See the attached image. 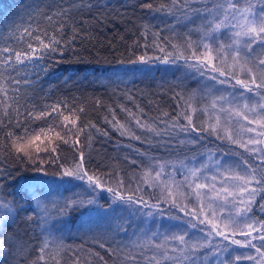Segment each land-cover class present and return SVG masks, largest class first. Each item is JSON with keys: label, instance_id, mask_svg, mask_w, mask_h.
<instances>
[{"label": "trees", "instance_id": "obj_1", "mask_svg": "<svg viewBox=\"0 0 264 264\" xmlns=\"http://www.w3.org/2000/svg\"><path fill=\"white\" fill-rule=\"evenodd\" d=\"M211 3L213 0H197L192 7L200 8L203 15L204 8L211 7ZM148 4L153 7H146ZM170 4L171 0H0V47L10 45L21 49L28 40L25 28L32 29L34 34L37 29H46L52 34L60 23L64 24L63 34L71 40L68 47L61 46L62 55L52 53L32 62L26 73H16V79L23 80L26 76L27 82L12 85L20 91L15 94L18 103L8 100L10 124L7 123L9 116L4 115V106L0 105V120L5 121L0 124V204L6 201L11 208L0 207L3 247L0 264H32L45 240L49 241V253L56 251L57 242L64 245L58 255L61 264H72L74 260L79 264H129L124 258V249L130 244L124 246L117 239H111L113 235L108 229L100 233L108 232L106 235L79 237L81 233L94 231L90 226L95 218L94 214L85 213L93 210V204L84 203L93 195L84 188L88 184L62 177L65 168H70L78 159L77 149L84 151L87 169L111 177L114 187L118 179H123L125 187L121 192L133 197L142 194L126 189L137 188L139 177L145 174L142 169L149 168V163L155 160L163 162L171 155L178 158L180 153L192 152L197 146L200 149L219 146L226 153L242 154L238 147L229 144L224 147L214 142L219 140L210 138L212 134L206 135L209 133L206 131L199 133L202 141L196 147L182 144L180 141L188 134L168 127L174 121L185 125L187 121L180 113L190 109L181 106L191 97L192 106L197 108L202 95L196 92L198 86L194 87V69L183 59H177L174 64L130 63L142 54L163 55L154 47H144L156 39L154 33L159 34L157 42L166 51L178 55L167 41L183 45L189 28H196L198 18L193 14L195 23L188 19L177 22L173 15L155 11L161 5ZM61 9L67 15L61 14ZM53 13H56L53 20L48 21L46 16ZM192 39L197 40L195 32ZM180 50L190 55L183 47ZM7 79V72L0 70V84H6ZM12 95L10 89L9 97ZM58 102L64 115L74 112L79 117L75 125L76 130L83 128L79 144H75L77 136L73 137L63 128L73 138L69 144L56 140L57 151L47 162H26V157L22 160L23 154L18 155L12 147L13 139L24 135L25 129L32 133L42 128L52 127L54 132L62 128L63 117L57 113L35 119L41 110ZM29 110L34 112L32 117L27 115ZM137 119L151 125L160 135L138 126ZM117 121L140 139H133L127 133L121 135L114 126ZM9 132L14 137H9ZM105 132L107 135L102 134ZM38 167L43 170L37 171ZM103 208L110 210L111 206L103 205ZM115 209L119 210V206ZM135 209L126 207V210ZM119 217L120 213H116L115 222ZM122 220H118L123 228L117 236L119 239L129 230V224ZM129 222L135 224L133 220ZM100 223L97 227H112L104 225L106 222Z\"/></svg>", "mask_w": 264, "mask_h": 264}, {"label": "snow or ice", "instance_id": "obj_2", "mask_svg": "<svg viewBox=\"0 0 264 264\" xmlns=\"http://www.w3.org/2000/svg\"><path fill=\"white\" fill-rule=\"evenodd\" d=\"M196 2L197 0H171L170 5H161L155 9L157 12L165 11L167 14L173 15L177 22L188 19L191 23H195L193 14L196 18L206 22L194 29L190 27L183 45L167 41L174 50H177L178 55L172 51H166L163 44L157 42L159 34L154 33L156 39L151 45L146 43L144 47H154L163 55L142 54L132 59L130 63L147 65L158 61L161 64H174L177 59H183L188 67L193 68L201 76L208 74L209 79L218 80L221 85L234 81L231 83V87L239 86L244 92L250 93L251 96L242 103H234L237 99L236 93L232 94V99L224 95L213 99L210 105L211 110L225 115L223 122L221 116L216 115L215 123H208L206 128L193 123V114L197 109L192 106V98L189 97L181 107L190 109V111L180 113L187 123L180 125L174 121L168 125L172 129L179 128L182 133H197L196 136L189 135L185 140L180 141L182 144L187 142L196 145L202 139L199 133L210 130V134H216V139L226 138L231 144L242 148L245 153H248V156L239 154L238 160H224L223 163H221V159H216L214 165L217 174L210 177L200 175L204 169L203 164L189 168L184 173V180L179 182L175 180L177 171L175 166H173L172 173L168 174V179H162V175L165 173L164 165L159 166V171H156L155 176L150 171L144 174V181L149 186L161 188L164 193L163 203H170L185 216L191 217V220L186 223L194 229L198 228V225L192 221H198L199 225L205 226L199 229V232L204 234L203 237L195 233L191 238H187L186 234L172 236L171 240L175 242L176 246L169 247L167 238L163 244L153 245L149 240L148 245L156 251L147 258L148 264H165L166 261L171 264H197V260L200 259L197 254L205 249H212L211 255L218 258L227 256L226 259H219V264H241L242 261L264 264V0H245L243 5L239 0H213V5L208 7L203 15L200 8L192 7ZM257 6L259 10H257ZM146 7L151 9L153 6L148 4ZM60 11L61 14L67 15L65 10L61 9ZM55 14L47 15L46 19L52 21ZM224 29H235L230 34V42L222 40L216 35ZM194 32H202V37L193 40L192 33ZM24 33L28 40L23 43L21 49L10 45L0 47V70L7 72L8 77L6 84H0V105L4 106V115L9 116L7 121L9 124L12 122V117L8 111L10 107L8 100L11 99L14 103H18L15 94L20 91L19 88L12 87V85L27 82L26 76L23 80L16 79V73L21 71L26 73L32 62L43 60L46 56H51L52 53L60 52L62 55L63 48L61 46L68 47L71 43V40L63 34V23L58 24L52 34H49L46 29L43 31L37 29L34 34V31L29 28H25ZM72 39H75V36ZM182 47L190 55H185V51L180 50ZM201 48L203 51H198ZM219 77H224V79H219ZM10 89L13 92L11 97H9ZM253 99L254 102L250 103L249 101H253ZM80 111L82 112L83 109ZM202 111L207 113L209 109L206 107ZM16 112L19 113V108L16 109ZM53 113L63 117L62 127L67 129V133L75 134L77 136L75 144H79L78 137L83 132V128L81 127L73 133V128H75L79 117L74 112L64 115L59 102L49 106L47 110H41L38 115H35V119L52 116ZM27 115L32 117L34 112L29 110ZM4 123V120H0V124ZM17 123H19L18 119ZM108 123H112V121H108ZM136 124L141 128L147 127L150 132L156 131L151 125L141 123L139 119L136 120ZM68 125H72L73 128H68ZM89 126L95 128V125ZM114 126L121 132V135L127 133L133 139H140V136L131 132L125 125L119 124L118 121ZM221 132L223 137L220 135ZM102 134L107 135L106 132ZM156 134L160 135L158 131ZM8 135L14 137V133L9 132ZM41 135L48 140L49 146L53 141L64 139L60 131H55L53 134L52 127L42 128L40 133H29L25 129L24 137H15L12 141V147L15 148L16 153L23 154L20 157L22 160L26 157V162H36L32 149L35 153L49 151L55 153L57 151L56 147H41L43 144ZM64 143H68V140H64ZM77 152L78 159L70 168H65L62 177L85 181L91 190L99 189L101 192L110 193L125 205L139 204L140 208L159 210L158 204L150 203L143 196L134 199L133 195L125 196L123 192L119 191L125 187L123 179H118L114 187L111 177L91 172L85 167L84 151L77 149ZM54 159H58V157H54ZM208 159L209 161L213 160V154L210 153ZM39 162L43 164L44 160L41 159ZM132 163L135 164L136 161L133 160ZM61 167L63 168L64 165ZM181 167L186 166L181 165ZM42 170L37 168V171ZM45 175H47L46 172ZM185 187L191 189V192L186 194ZM205 189L207 191H204ZM126 190L134 191L133 189ZM138 190L137 187L135 191ZM188 196L196 198V208L189 209L188 205L182 202ZM73 203L76 202L73 201ZM84 203L95 204L96 201L93 198L84 201ZM0 207L11 210L6 201L0 204ZM140 208H136L134 214H139ZM144 215L152 217L153 212L148 211ZM217 240L223 243H214ZM140 247L144 248L145 245L142 244ZM63 248L64 245L57 242L56 251L49 253V241L45 240L39 249L40 255L32 261V264H40L41 261L44 264H61L58 255ZM236 248L254 249L255 255L251 252L237 253ZM23 250V246H21L20 251ZM0 251H3L2 244H0ZM129 258L136 261L134 255L130 254ZM100 259L103 260V257ZM72 264H79V262L74 260Z\"/></svg>", "mask_w": 264, "mask_h": 264}, {"label": "rangeland", "instance_id": "obj_3", "mask_svg": "<svg viewBox=\"0 0 264 264\" xmlns=\"http://www.w3.org/2000/svg\"><path fill=\"white\" fill-rule=\"evenodd\" d=\"M240 4L243 5L245 3V0H239ZM213 4V3H211ZM206 10V7L204 8V12ZM257 10H259L257 6ZM211 19V17H209ZM206 23L205 21H202L200 19L196 20V27H198L200 24ZM235 31V29H224L220 33H217L216 35L219 36L222 40H229L231 32ZM227 34V35H226ZM195 35L197 36V39H200L202 37V32H195ZM258 47V46H257ZM198 51H203V49H199ZM195 73V86L197 90L196 92H202L201 97L199 98L197 102V111L193 114V123L197 126H203L207 127L208 123H215L214 117L216 115L221 116V120L223 122L224 115L223 113H217L214 110H211L210 105L213 99H216L219 95L227 96L229 99H232V94H237V99L234 101V103H242L245 102L246 98L251 96L250 93L244 92L242 89L237 86L236 88L231 87V83H234V81H231L230 84H224L221 85L218 80L214 81L208 78V74L205 76H201L198 72L194 70ZM243 78V76H241ZM219 79H224V77H219ZM242 94V95H241ZM255 99V98H254ZM253 101H249L254 102ZM208 108L209 111L206 113L202 111L204 108ZM211 117V119H210ZM74 132L76 131L75 128H73ZM61 132V135L64 139H62L63 143L64 140H68V144L70 143L71 139L76 136L73 134V137H69L67 134H65L63 127L59 128ZM209 133H206V135H210V130L206 131ZM35 133H40V131H35ZM54 134V130H53ZM195 133L193 136H196ZM200 135V134H199ZM220 135L223 137V133L221 132ZM24 135L20 137H24ZM189 136V134H188ZM216 137V134H212L210 138ZM186 139V138H185ZM184 139V140H185ZM41 140L44 142L41 147L49 146L48 140L41 135ZM61 141V140H59ZM202 139H200V144ZM216 143H219V145L224 147H229L227 144L231 146H235L231 144L226 138L219 139V141H214ZM184 144H189L185 142ZM190 146L196 147V145L189 144ZM56 147L55 141L49 146ZM241 152L244 156H248V153H245L242 148ZM33 154L36 158V162L40 163L39 161L41 159L44 160V162H47L51 155L53 154L51 151L45 153H35L34 149H32ZM213 154V160L209 161L208 157L209 154ZM216 159H221V163H223L224 160L229 161H236L239 159V153L232 152L229 154L226 153L224 150H221L219 146H210L206 147L205 149H200L199 146L193 149L192 152L188 153H180L178 155V158H176L174 155L169 156L167 160H164L163 162L157 163V161L150 162L146 170H143V173L151 172L153 176H155L156 171H159V166L164 165L165 167V173L162 175V179H168V174L172 173L173 166L176 167L177 171L175 174V180L176 181H183L184 180V173L187 172L189 168L198 167L201 164L204 165L203 171L200 173L201 176H211L216 175L215 171V165L214 162ZM181 165H184L186 167L182 168ZM139 183H138V191H134L137 193V195L142 194L143 198L147 201H149L152 204H158L159 210L157 209H145L140 208L139 204L135 205H125L122 202L116 200L110 193L107 192H101L99 189H96L95 191L91 190L88 185H85V190L88 194H93L90 199H95L96 203L93 204V210H85V213H92L94 214V221L93 225L91 224L90 228L94 229L92 232L80 234V238H85L86 235H106L108 232L113 235L111 239H117L120 244L126 246L127 244H130V246L125 247L124 249V258L129 264H148L147 258L150 257L156 250L148 245V241L151 240L152 244H163L165 243V239L168 240V246H176L175 242L171 240V237L174 235H181L186 234L187 238H191L193 234L203 237V233L199 232L200 228H204V225H199L198 221H192L193 223H197L198 228H192L190 224L186 223V221L191 220L190 216H185L183 212L179 211L177 207L172 206L170 203H163L164 193L161 191L160 187H152L149 186L148 183L144 181V175L139 177ZM209 183L211 181H208ZM217 187H219V184H217ZM121 191V189H119ZM204 191H207L206 189ZM184 192L186 194L191 192V189H188L187 187L184 188ZM140 197L136 196L133 197L134 199ZM184 204L188 205L189 209H193L197 207V201L194 196H188L187 199H184L182 201ZM103 205H110V210H116L115 207L119 206V213L120 217L118 220H124V223L129 224V230H126L125 235H122L119 239L117 236L123 231V228L120 226L122 223L119 224L118 220L115 222V219L111 214V211L105 210L103 208ZM126 207H135L140 208L139 214H134L135 210H126ZM152 211L153 216L148 217L145 216L144 213ZM255 211V210H254ZM115 216V214H113ZM122 220V221H123ZM133 220L135 224L130 223L129 221ZM99 221L101 223L106 222L104 225H112L110 226H99L97 227ZM100 223V224H101ZM83 224V223H82ZM93 226V227H92ZM119 228V229H118ZM99 229V230H97ZM103 229H108V232L106 234H100L102 232H105ZM88 230V229H87ZM155 233V235H153ZM239 239H243L242 237H237ZM223 243L222 241H214V243ZM258 243V242H257ZM145 245L144 248H141L140 245ZM212 249H205L202 252L198 253L197 256L200 258L197 260V264H219V259H226L227 256L222 257H216L211 255ZM236 252H251V254L255 255L254 249H240L236 248ZM143 253V255H141ZM130 254L135 255L136 261L130 260ZM143 257L142 260H140ZM165 264H171V262H165ZM241 264H252L251 261H242Z\"/></svg>", "mask_w": 264, "mask_h": 264}]
</instances>
